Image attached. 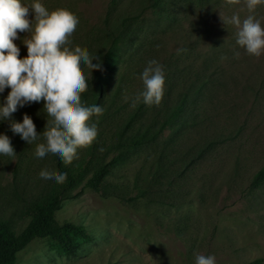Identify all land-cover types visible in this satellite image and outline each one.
Returning <instances> with one entry per match:
<instances>
[{"label":"rangeland","instance_id":"rangeland-1","mask_svg":"<svg viewBox=\"0 0 264 264\" xmlns=\"http://www.w3.org/2000/svg\"><path fill=\"white\" fill-rule=\"evenodd\" d=\"M109 1L38 0L49 12L64 8L78 16L79 24L70 38L72 48L99 27ZM129 1L139 0H121L120 8ZM22 2L31 5L37 0ZM183 9L179 12L184 20L182 27L157 31L158 59L152 58L149 50L141 51L136 59L132 57L123 68L133 73L123 86V94L116 96L110 109L105 102L103 114L90 120L98 129L94 151L99 163L115 155L124 158L108 177L119 188L103 196L81 184L75 195L63 200L55 216L59 222L84 225L93 239L83 243L77 254L66 255L47 238H35L18 252L15 264H196L197 255L214 256L216 264H249L258 259H262L258 264H264V182L252 183L254 174L264 165V53L259 57L249 55L236 43L238 28L227 23L234 15L241 22L251 15L264 27V3L253 11L246 0L232 5L219 0L203 7L192 3ZM153 17L147 16L148 20ZM29 19H35L34 12L30 11ZM193 26L194 32L198 28L201 34L196 50L207 56V49H216L228 77L223 90L207 104V114L214 122L174 133L170 142L176 151L165 168L156 171L150 149L117 148L118 141L138 133L140 121L133 122L123 137L119 125L144 90L142 73L134 71L145 68L153 59L160 64L173 54L175 62L181 59L184 38L194 40L195 33L189 30ZM18 35L20 39L14 43L21 50L20 58H24L28 52L22 41L28 34ZM185 59L190 61V55ZM116 85L113 83L111 90ZM9 92L5 89L0 93V103ZM7 128L4 134L11 138L16 156L0 155V220L20 232L31 219L32 201L57 184L42 179L39 173L57 170L51 153L44 158L35 156L36 146L44 143L41 139L29 145ZM169 134L166 130L163 138ZM207 135L222 140L205 149L199 158L182 154L187 148L202 149L207 141H199ZM90 147L79 149V156L86 155ZM138 186L146 188L144 196L123 198L137 193Z\"/></svg>","mask_w":264,"mask_h":264},{"label":"trees","instance_id":"trees-1","mask_svg":"<svg viewBox=\"0 0 264 264\" xmlns=\"http://www.w3.org/2000/svg\"><path fill=\"white\" fill-rule=\"evenodd\" d=\"M120 1L110 0L99 27L86 34L79 42V46L87 49L91 56H100V60H94L93 63L102 62V69L94 70L92 77H88L89 90L82 94V104L85 107L99 105L103 109L104 103L108 101L106 106L111 108L116 96L118 98L123 94V86L133 75L132 71H123L124 67H128L127 62L132 57L136 59L143 50H149V55L157 58V47L160 44L157 42V31L161 28L182 27L184 20L179 17V12L186 4L194 3L203 7L213 2L218 3L219 0H139L129 1L123 8H120ZM148 15H154L152 20H148ZM194 27L189 29L191 33H195ZM200 38L197 28L193 42L184 38L185 53L180 60L175 62L173 54L161 63L165 72V94L161 104L148 106L141 98L119 125L120 136L123 137L133 122L140 121L138 133L129 139L118 141L117 148L129 151L150 149L156 171L164 169L170 155L176 151L174 143L170 142L174 133L186 127H202L214 122L207 114V104L223 90L228 76L222 63V55L216 49H207V56L200 55L196 50L201 43ZM188 54L190 61L185 59ZM82 67L87 75L89 70L86 66ZM143 70L144 66H141L140 70L134 72L141 74ZM113 83L117 85L111 90ZM31 106L32 104L25 105L18 109L12 119L22 122L26 112L33 119L38 134H42L47 120L52 118L46 115L44 102H40L39 106L35 103L36 108ZM7 127H10L9 121H0V134H4L9 129ZM166 130H170V137L163 138ZM39 139L46 143L42 135ZM203 140L207 142L202 149L195 148L196 151H191V148H187L182 154L199 158L205 149L211 148L222 139L207 135L200 139L199 144ZM95 145L96 140L89 152L83 156H79L78 149L79 158L71 165H65L59 155L51 154L57 172L67 173V180L63 184H55L48 192L32 201L29 207L31 219L20 232L11 228L6 220H0V264H15L18 252L35 238H47L54 248L66 255L77 254L83 243L93 239L84 225L72 221L59 222L55 213L64 199L76 194L75 191L81 184L103 196L116 192L119 188L108 177L113 168L123 162V156L115 155L108 161L99 163L100 157L95 156ZM262 182L264 165L257 170L252 180L253 185H260ZM145 193L146 188L138 186L137 193L123 198L135 200ZM261 261L262 259H258L249 264H258Z\"/></svg>","mask_w":264,"mask_h":264},{"label":"clouds","instance_id":"clouds-1","mask_svg":"<svg viewBox=\"0 0 264 264\" xmlns=\"http://www.w3.org/2000/svg\"><path fill=\"white\" fill-rule=\"evenodd\" d=\"M239 4L240 0H227ZM264 0H246L253 11ZM30 11L35 19H29ZM222 18V16H221ZM223 22L226 21L222 18ZM227 23L238 28L236 43L249 55L259 57L264 53V27L259 20L248 16L241 22L238 15ZM79 18L64 8L49 12L40 2L26 5L22 0H0V93L10 89L0 103V121H9L11 131L18 134L29 145L42 135L46 143H39L35 156L44 158L47 154L59 155L65 165L78 159V149L90 147L98 136L95 123H90L93 115L100 116L103 109L99 105L85 107L82 94L88 92V77L94 70L102 69L100 56H91L80 46L70 47V39L77 29ZM18 33H27L23 44L27 56L20 58V48L14 41L20 39ZM239 52L236 53L238 57ZM89 70L85 74L84 68ZM144 90L133 101L159 106L165 94V72L155 59L148 61L141 74ZM44 102L47 120L46 128L38 134L33 119L25 113L23 121L12 119L19 108L32 103ZM0 155L16 156L11 138L0 134ZM39 176L63 184L67 173L41 170ZM196 264H216L214 256L197 255Z\"/></svg>","mask_w":264,"mask_h":264}]
</instances>
